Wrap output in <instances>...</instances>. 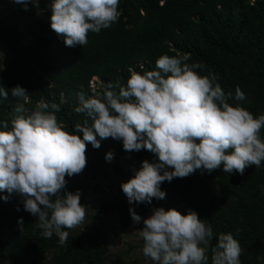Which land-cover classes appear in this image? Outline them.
Returning a JSON list of instances; mask_svg holds the SVG:
<instances>
[{
    "label": "clouds",
    "instance_id": "clouds-1",
    "mask_svg": "<svg viewBox=\"0 0 264 264\" xmlns=\"http://www.w3.org/2000/svg\"><path fill=\"white\" fill-rule=\"evenodd\" d=\"M16 5L38 6L39 0H13ZM120 0H51V29L63 37L66 47L88 43L89 33L99 34L120 18ZM190 54L161 55L153 70L133 67L126 85L119 91L108 83L99 95L78 93L75 111L86 117L72 134L58 120L60 105L43 98L34 110L26 105L29 93L19 85L10 90L0 86V97L9 91L17 103L10 120L0 121V192L18 193L24 210L38 217L40 235H55L64 245L69 231L81 226L86 207L81 192H65L68 180L87 166V145L101 147V141H122L126 152L147 150L158 162H142L134 177L121 184L129 204H151L163 200L161 184L174 178H186L198 169L211 174L243 175L248 167L259 168L264 162V114L229 103L215 77L201 75L199 63H189ZM236 101L245 93L235 89ZM91 121V123L89 122ZM82 134V138L81 135ZM109 152L105 159L112 161ZM4 201L8 196L0 197ZM133 224L143 240L142 252L153 264H209V246L213 228L189 209L182 215L176 209L154 208L142 219L129 209ZM18 224L23 228V218ZM211 245V264H241L242 248L232 233H220Z\"/></svg>",
    "mask_w": 264,
    "mask_h": 264
},
{
    "label": "trees",
    "instance_id": "trees-1",
    "mask_svg": "<svg viewBox=\"0 0 264 264\" xmlns=\"http://www.w3.org/2000/svg\"><path fill=\"white\" fill-rule=\"evenodd\" d=\"M46 3L45 22L40 23L32 40L25 42L18 19L34 16L36 7L29 3L25 11L13 0H0V41L13 53L10 64L0 69V86L25 88L29 110H34L41 98L59 104L58 120L72 134H79L75 125L86 118L75 111L77 94L89 96L93 77H99L104 87L113 84L118 92L126 85L129 67L140 71L143 64L144 70H153L156 59L164 54H190L188 62L199 63L201 75L215 77L225 93L232 94L230 104H239L254 116L264 114V0H120L118 22L99 34L90 32L88 43L74 48L66 47L63 37L51 29V0ZM237 86L246 95L244 101L234 99ZM16 103L10 91L7 100L0 97V121L10 120ZM261 135L264 138V129ZM122 144L112 138L102 140L99 149L88 144L84 170L94 179H107L105 157L116 147L119 153L112 159V169L117 176L122 175ZM133 155L141 164L145 160L158 162L147 150ZM77 190L82 205L95 195V190L70 181L64 191ZM161 190L166 198H154L148 204L152 208L176 209L182 215L191 209L212 226L211 245L220 233H232L242 248L241 264H264V162L259 168L248 167L243 175L224 173L222 167L211 174L198 169L186 178L163 182ZM3 196L9 199H0L1 260L38 264L35 258L51 253L42 264L108 262L107 251L99 247L97 236L90 234L97 216L85 217L84 223L89 224L79 233L70 234L71 229H65L69 237L61 246L55 235L50 239L40 235L38 217L24 210L20 194L0 192ZM130 208L124 202L119 205V232L131 225ZM145 213L142 209L138 215ZM20 218L23 228L18 224Z\"/></svg>",
    "mask_w": 264,
    "mask_h": 264
},
{
    "label": "rangeland",
    "instance_id": "rangeland-1",
    "mask_svg": "<svg viewBox=\"0 0 264 264\" xmlns=\"http://www.w3.org/2000/svg\"><path fill=\"white\" fill-rule=\"evenodd\" d=\"M33 5L36 7V14L34 16L20 17L18 19L20 29L24 33L25 42H30L33 35L38 33L40 23L45 22V12L48 10L46 0H39L38 6ZM12 58L13 53L0 41V69H5L10 64ZM102 83L99 77H93L90 82L91 92L89 96H99L104 90ZM120 151L122 153L119 154L122 175L117 176L112 169V161H107L105 164L107 179H94L91 173L85 170L79 175L66 179L82 186L86 190H95V195L86 200L83 206L86 207V217L97 216L90 225V234L96 235L99 247L107 251L106 255L109 259L106 264H153L151 260L144 257L142 252L143 240L138 232L143 227L142 223L134 225L131 222L128 229L119 232L118 209L121 202L135 208L138 214L142 209H145L146 213L144 216H141L142 219L150 217L154 209L147 203L129 204L127 197L121 189V184L133 178L135 171H138L142 164L134 158L133 152L129 153L123 149V144ZM111 153L116 156L119 150L114 147ZM219 197L222 198V196ZM87 224H89V221L75 229H71L70 234L79 233ZM50 256L51 253L44 254L35 258V260L38 264H42L44 259ZM0 264L10 263L0 259Z\"/></svg>",
    "mask_w": 264,
    "mask_h": 264
}]
</instances>
